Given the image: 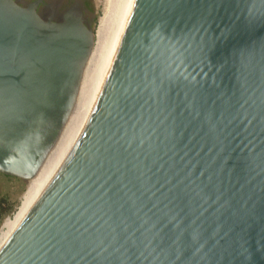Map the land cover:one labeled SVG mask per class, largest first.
Masks as SVG:
<instances>
[{
	"label": "water",
	"instance_id": "95a60500",
	"mask_svg": "<svg viewBox=\"0 0 264 264\" xmlns=\"http://www.w3.org/2000/svg\"><path fill=\"white\" fill-rule=\"evenodd\" d=\"M0 0V174L58 144L91 17ZM0 264H264V0H117L93 102Z\"/></svg>",
	"mask_w": 264,
	"mask_h": 264
},
{
	"label": "bare ground",
	"instance_id": "6f19581e",
	"mask_svg": "<svg viewBox=\"0 0 264 264\" xmlns=\"http://www.w3.org/2000/svg\"><path fill=\"white\" fill-rule=\"evenodd\" d=\"M116 4L117 0H108V9L99 23L95 44L83 71L77 101L69 121L58 144L44 162L39 174L28 182V192L23 198L18 213L13 220L8 221L5 231L0 236V251L39 200L81 131L101 79L109 47Z\"/></svg>",
	"mask_w": 264,
	"mask_h": 264
},
{
	"label": "rangeland",
	"instance_id": "374dc122",
	"mask_svg": "<svg viewBox=\"0 0 264 264\" xmlns=\"http://www.w3.org/2000/svg\"><path fill=\"white\" fill-rule=\"evenodd\" d=\"M96 14L92 20V28L97 32L101 19L105 16L108 9V0H95ZM96 40V39H95ZM29 183L22 180L6 177L0 174V200L7 198L9 204L14 207L15 214L7 215L0 223V236L5 231L8 221L13 220L18 213L24 196L28 192Z\"/></svg>",
	"mask_w": 264,
	"mask_h": 264
},
{
	"label": "flooded vegetation",
	"instance_id": "af4514ba",
	"mask_svg": "<svg viewBox=\"0 0 264 264\" xmlns=\"http://www.w3.org/2000/svg\"><path fill=\"white\" fill-rule=\"evenodd\" d=\"M22 7L37 3V13L44 17H53L54 19L62 16L70 9H83V12L91 17H95V0H15Z\"/></svg>",
	"mask_w": 264,
	"mask_h": 264
},
{
	"label": "trees",
	"instance_id": "16d2710c",
	"mask_svg": "<svg viewBox=\"0 0 264 264\" xmlns=\"http://www.w3.org/2000/svg\"><path fill=\"white\" fill-rule=\"evenodd\" d=\"M15 214L14 207L9 204V200L7 198H3L0 200V223L7 215L13 216Z\"/></svg>",
	"mask_w": 264,
	"mask_h": 264
}]
</instances>
